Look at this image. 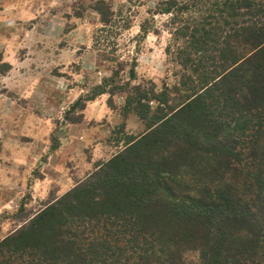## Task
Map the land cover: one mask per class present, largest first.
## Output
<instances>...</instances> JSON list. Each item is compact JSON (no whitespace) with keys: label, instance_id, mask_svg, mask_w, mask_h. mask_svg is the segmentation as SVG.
<instances>
[{"label":"trees","instance_id":"16d2710c","mask_svg":"<svg viewBox=\"0 0 264 264\" xmlns=\"http://www.w3.org/2000/svg\"><path fill=\"white\" fill-rule=\"evenodd\" d=\"M211 6L173 28L178 85L127 92L145 132L1 238L0 264H264V0Z\"/></svg>","mask_w":264,"mask_h":264},{"label":"rangeland","instance_id":"374dc122","mask_svg":"<svg viewBox=\"0 0 264 264\" xmlns=\"http://www.w3.org/2000/svg\"><path fill=\"white\" fill-rule=\"evenodd\" d=\"M167 1L0 0V239L145 132L123 117L132 86L178 85L173 28L210 20L220 0H176L191 6L165 14Z\"/></svg>","mask_w":264,"mask_h":264}]
</instances>
